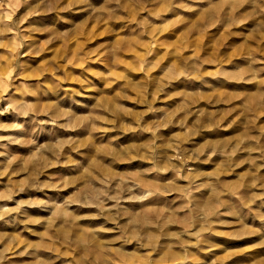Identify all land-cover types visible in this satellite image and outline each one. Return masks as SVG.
<instances>
[{
  "label": "rangeland",
  "instance_id": "obj_1",
  "mask_svg": "<svg viewBox=\"0 0 264 264\" xmlns=\"http://www.w3.org/2000/svg\"><path fill=\"white\" fill-rule=\"evenodd\" d=\"M0 264H264V0H0Z\"/></svg>",
  "mask_w": 264,
  "mask_h": 264
}]
</instances>
